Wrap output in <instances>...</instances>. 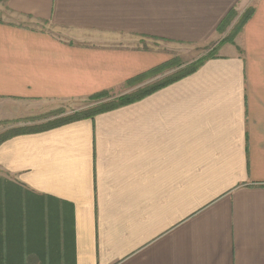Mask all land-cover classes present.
<instances>
[{"label":"crops","instance_id":"1","mask_svg":"<svg viewBox=\"0 0 264 264\" xmlns=\"http://www.w3.org/2000/svg\"><path fill=\"white\" fill-rule=\"evenodd\" d=\"M248 11L195 73L0 145L4 264H264V0H0V121L124 88Z\"/></svg>","mask_w":264,"mask_h":264},{"label":"rangeland","instance_id":"2","mask_svg":"<svg viewBox=\"0 0 264 264\" xmlns=\"http://www.w3.org/2000/svg\"><path fill=\"white\" fill-rule=\"evenodd\" d=\"M245 16L246 13L240 18H238L236 14L232 15L220 29L219 31L220 35L218 39H216V41L212 42L211 44L200 45V46H185L182 47L181 49L180 48L170 49V47H168L167 51H169L170 56L172 55L174 58L169 57L170 60L158 68H161L165 65H168L170 68L164 70L159 75L148 78L146 77L138 81L135 85L134 84L132 85L131 82L136 81L138 78L136 77L128 81L124 86V88H121L117 91H108L109 92L108 98L97 100V99H93L94 98L93 95L85 99L57 101L47 106V108H45L44 113L39 114L38 116L36 115V116H32L31 118H24L15 121H4V122L0 121V140L8 136L10 132H13L15 130L17 131L19 129H24V128L34 130L35 127L37 126H45L49 122L66 119L71 116H75L76 113L82 114L84 111L85 112L90 111L98 105L108 103L110 101H115L122 96L130 95L138 92L140 89L155 85L157 82L162 81L167 77H170L180 72L182 69H185L187 66L197 63L202 59L213 58L217 56L218 49L221 47V45L234 41L242 26ZM174 61L176 63L178 62L176 66L171 64ZM150 81H154L153 84L149 85L148 83ZM5 177L6 175L0 171V178H5ZM31 222L32 219L31 220L30 218L26 219L25 230L27 233H29V228H30L29 223Z\"/></svg>","mask_w":264,"mask_h":264},{"label":"trees","instance_id":"3","mask_svg":"<svg viewBox=\"0 0 264 264\" xmlns=\"http://www.w3.org/2000/svg\"><path fill=\"white\" fill-rule=\"evenodd\" d=\"M251 15V12L248 11L246 13V16H245V19L243 21V23L245 22V20ZM242 23V24H243ZM211 58H205V59H202L201 61L197 62V63H194L192 65H189L187 66L185 69H182L180 72L170 76V77H167L166 79L162 80V81H159L157 82L155 85H152L150 87H146V88H143V89H140L138 92L136 93H133V94H130V95H125V96H122L120 98H118L117 100L115 101H110L108 103H104V104H101V105H98L96 106L94 109L90 110V111H84L82 114L81 113H76L75 116H71L69 118H66V119H62V120H55V121H52V122H49L48 124H46L45 126H37L35 127L34 130H31V129H28V128H24V129H19V130H15L13 132H10L8 136L4 137L2 140H0V145L12 138H15L17 136H21V135H29V134H34V133H40V132H44V131H48V130H51V129H54V128H57V127H60V126H63V125H66V124H69V123H73V122H76V121H80V120H84V119H93L96 115H99V114H102V113H106V112H109V111H112L114 109H117L119 107H122V106H125V105H128L132 102H135L137 100H140L144 97H147L148 95L174 83V82H177L193 73H195L201 66H203L205 64L206 61L210 60ZM175 62V61H174ZM172 62L171 64L172 65H177L178 62L174 63ZM170 64V63H169ZM170 68L168 65H165L161 68H156L154 70H152L151 72L147 73V74H144L142 76H139L137 78L136 81L134 82H131V84L135 85L138 81L144 79V78H148V77H153V76H156V75H159L161 72H163L164 70ZM94 97V98H93ZM92 98L93 99H105V98H108L109 97V92L108 91H104V92H101L99 94H96L94 95ZM3 188L0 187V196L2 195H7L9 193L8 192H5L2 190ZM1 206V204H0ZM5 209V208H4ZM10 206L7 204V207L5 210L9 211ZM2 207H0V212L2 211ZM16 210V208L13 209V211ZM18 210V209H17ZM1 215V213H0ZM18 215V214H17ZM12 216H16V214L12 215ZM9 222L13 221V224L12 226H14V224H16V220H13V218L10 216L9 217ZM16 227V226H15ZM7 258V261L9 262L11 259H13L14 257V254L12 251H5V250H1L0 249V264H4V258ZM6 261V262H7ZM9 264V263H8Z\"/></svg>","mask_w":264,"mask_h":264}]
</instances>
